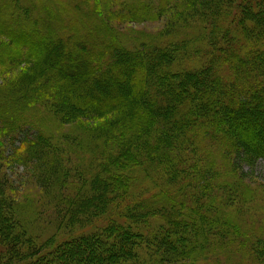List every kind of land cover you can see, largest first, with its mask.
<instances>
[{
    "label": "trees",
    "instance_id": "1",
    "mask_svg": "<svg viewBox=\"0 0 264 264\" xmlns=\"http://www.w3.org/2000/svg\"><path fill=\"white\" fill-rule=\"evenodd\" d=\"M37 1L0 0V39L20 62L33 63L29 73L5 79L6 48L0 52V262L8 256L24 264L31 258L35 264H184L207 259L202 253L210 242L211 252L234 244L240 231L232 236L226 213L251 192L244 191L249 185L243 180L219 187L211 167L201 173L197 185L188 183V188L197 186L193 200L187 193V200H181L165 189L147 198L144 193L131 197L136 176L130 170L146 157L160 160L165 147L173 156L187 155L189 139L193 144L211 140V148L222 151L227 162L229 154H244L248 162L264 160V37L246 40L249 34L236 37L223 31L222 53L219 47L211 51L218 46L212 39L221 36L209 29L191 49L182 33L168 47L154 42L126 48L116 37L113 20L161 19L176 11L173 0H156L159 7L154 1L122 0L115 14L100 4L91 8V0L72 5L76 0ZM184 2L195 7L190 15H202L184 33L213 11L231 9L264 18V0ZM211 14V24H216L218 15ZM252 47L259 59L251 57ZM53 124L73 129L75 137L69 134L59 141L50 132ZM23 132L33 136L16 142ZM65 140L80 146L83 161L87 154L91 162L101 157L93 174L92 164L72 166L61 148ZM13 160L33 170L34 183L47 195L51 223L62 235L54 233L44 242L30 236L32 226L41 231L44 223L37 205H29L32 200L10 193L13 182L7 169ZM162 162L157 172L169 174L174 185L180 165L163 170ZM209 171L211 184L204 177ZM202 182L211 187L205 201ZM22 200L28 216L17 206ZM96 220H103L100 229L81 232ZM255 249L252 254L260 251Z\"/></svg>",
    "mask_w": 264,
    "mask_h": 264
},
{
    "label": "rangeland",
    "instance_id": "2",
    "mask_svg": "<svg viewBox=\"0 0 264 264\" xmlns=\"http://www.w3.org/2000/svg\"><path fill=\"white\" fill-rule=\"evenodd\" d=\"M126 1L127 4L128 1L135 2V0ZM145 1H150V3L154 1L155 5H157L156 7H159V3L156 0ZM41 2H44V0L37 1V3L39 4ZM76 2L77 0L70 2L68 5H72ZM123 3L124 2L122 0H91L90 7L95 9L97 8L96 4H100V6H102L105 10L111 8L113 10V13L115 14L120 9V6H122ZM172 4L174 5V9L176 11L171 12L169 16L167 15L165 17H162L161 19L158 18L155 20L152 19L127 21L124 17L115 19L113 18V28L116 31V37L126 48L127 46L139 48L142 44L145 45L154 42H162L165 47H168V45H171L175 41H177L175 38L177 37L176 34L182 33L180 36H183V38L188 41L189 49H191L193 47L191 45L195 44L199 39L203 37L201 33L203 31L205 33V30L209 29V33L211 30V34H220L221 36L214 37L212 39L215 42L217 41L216 43L218 44V46L215 49L211 50H216L219 47L220 53L223 52L222 40H224V37L221 33L223 31V34L226 31H230L231 33L233 32V35L236 37H240V33L241 35H243L244 33L249 34L246 36V40L250 36L259 35L260 39L264 37V18L248 17L245 16V14L241 15V11H231V9L230 13L226 10H224V12L222 13H220V11H213L211 14L210 12L211 15H218L215 20L216 24H211L214 21V18L210 16V14H207L203 18L202 23H195V29H193L192 31L188 30L187 33H184L190 22L202 15H198V12H193V14L190 15L191 11H193V8L195 7L185 6L184 0H173ZM258 10H262V6H260ZM177 12H184V14H182L181 16H177ZM88 14L92 13L90 12ZM68 15L72 16L71 12H69ZM188 16H190V18H187ZM245 19L247 20V23L243 25V21ZM208 24H211V28H209L210 25ZM228 24H232V27H228ZM183 40H179V42ZM106 43L110 42H108L107 40ZM252 44L255 46V42H253ZM5 48L6 47L3 40L0 39V52H2ZM249 51L251 57L254 56V59H259V57L256 56V51L253 49V47L249 48ZM3 52H5V58L2 61L4 63L3 65L8 66V68H6L7 74L4 76L1 75L3 78L12 80L18 75L24 74L26 70H28V73L30 72L28 68L33 67V63L31 61L20 62V59L18 60L16 58L18 54L14 51L10 54L8 48H6ZM1 67L2 66L0 65V68ZM2 72L3 71L0 70V73ZM0 81L2 80L0 79ZM32 118L34 119V122H38L35 115H33ZM49 129L50 132L54 134L55 138L59 137V141H63V139L69 134L75 137L73 129H63V127L58 124L49 126ZM32 136L33 134L23 132L19 137L20 141L16 140V142H21L23 139ZM154 140H156V138H152L153 144ZM68 141L65 140V143H62L61 148L66 149L67 153L69 154V160L71 161L72 166H77L80 162H83V166H86L88 163L90 165L92 164V167L90 169L91 173L89 174H93L102 162L101 157H97L96 159L94 158L95 161L91 162V157L89 154H87V156L84 157L83 161L82 159H80L83 156L81 154V151L79 150L80 146H78L77 144L76 146L72 144L68 145ZM87 141V138H85L81 142V147H83L82 149L84 151L87 150ZM188 142L192 145L189 146V148L187 149L188 153L184 156H173L169 152L170 148L167 149L166 147L159 151L160 160L163 161L162 163L164 165V167L162 168L163 170L165 166L171 169H175L179 168L178 166L180 165L178 173L179 178L174 185H171V182L168 179V177L170 176L169 174L160 170L159 172H157L158 168L160 167V160L158 159L156 161L153 156H149L146 157V159L141 160V165L139 167L137 166V164H134V168L130 170V174L136 176L134 179L135 183H133L134 187L133 189H131L132 192L130 191V196L137 197L140 194V196H142V194L144 193L145 198H147L153 194L158 193V191H161L159 189H165L166 192L175 195V197L181 200H187V198L193 200V196L195 195V188L197 186L195 188H188V183H190L191 186L197 185V181L199 179V176H201V173L203 174L206 169H211V167L214 170L213 174L215 179H217L219 183V187L220 185H228L231 183V181L239 179L240 181L243 180V182L249 185L244 189V191L251 190V192H248L240 199L243 202L234 205V211L226 213V215L229 216V218H226L227 222H230V225L232 226H230V233L233 234L232 236H236L237 229H239L240 231L238 232L240 234L237 241L234 244L228 246V248L221 246H219L217 249L213 248L212 252L210 242L209 247L204 250V253H202L203 256L207 259H202L197 262H192V260L190 259L189 262L184 264H264V160L257 159L253 162H248L246 161L244 154H238V156L234 155L233 158L229 154L227 162L225 160L227 156L223 154L222 151L220 152L216 148H211V140L193 144L194 140L189 139ZM17 146L18 144L15 145V147ZM179 147L182 149V146ZM65 154L66 152L63 153L62 156H64ZM64 158H66V156H64ZM13 161L15 162L9 164V167L7 169V176L13 182V191H11L10 193L14 194V198L19 194L20 197H22V194H24V196L26 197V200L23 199L24 201L32 200L29 201V205H37V209L40 211L41 219L44 224H42L41 231L36 230L37 228L32 226L29 229V232L30 236L33 235L38 242H44L49 236L54 233L58 234L60 231L58 225L51 223V219L48 215L49 207L47 208L45 203V198L47 195L43 193L38 181L34 183V178L32 175L33 170L31 168L27 169L24 166H19L16 163V160ZM84 171L85 174H87L88 168ZM176 172H178V170H176ZM204 177H209L211 184V171L205 174ZM242 185L244 184L242 183ZM199 187L203 188L202 192L200 188V192L201 196L202 194L204 195V201L211 197V187L209 188L208 186H204L203 182L201 185H199ZM204 187H206L205 190ZM215 189L216 186L214 185L212 187V190L215 192ZM185 193L188 194L187 198L186 196H183ZM222 199L223 201L229 203V198L222 197ZM23 200L21 201V203L18 202L17 206L20 208V211H22V208L24 207L26 209L24 214L25 216H28L26 205L22 207ZM204 204L202 205V207H204ZM29 213H31V210H29ZM231 218L236 219L238 225L234 221L232 222ZM34 221L35 210H33V222ZM102 222L103 220H96L92 225H88L82 228L81 232H92L96 229H100L103 226ZM62 234L63 232L58 235ZM256 242H258V244H256ZM255 247H258L260 251H257L256 254H252V250L255 249ZM196 256L197 254L194 255V257ZM10 262H12V264H24L20 261L13 262L8 256L4 258L0 262V264H9ZM35 263L36 262H32L31 258L30 261L25 264ZM44 264L49 263L47 262Z\"/></svg>",
    "mask_w": 264,
    "mask_h": 264
}]
</instances>
